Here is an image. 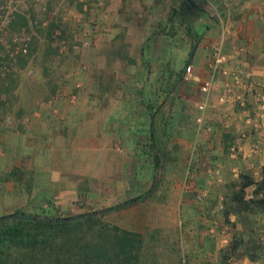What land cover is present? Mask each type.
Here are the masks:
<instances>
[{"label": "crops", "instance_id": "crops-1", "mask_svg": "<svg viewBox=\"0 0 264 264\" xmlns=\"http://www.w3.org/2000/svg\"><path fill=\"white\" fill-rule=\"evenodd\" d=\"M103 3L104 7L96 5L97 17L93 18L95 22L88 29L89 37L80 35L69 40L71 43L74 39L82 42L87 40L89 45H95L93 53L89 52L86 55L88 63L94 70L97 68L96 59L108 60L109 64L117 61L129 69L136 66L129 65L127 60L141 59L142 53L126 52L130 48L134 50L133 52L138 49L141 51L147 40L156 45L159 39L163 40L165 36L163 30H160L163 33L159 31L160 23L164 25L163 27L167 24L169 27L175 25L171 20L172 9L175 6L170 3L169 5L154 3L148 6L142 4L140 6L143 7L135 9L134 6L128 8L122 0H103ZM194 4L196 7H192L190 12L191 35L186 34L183 50L189 51L187 55L189 58L191 49L197 46L191 61L195 74L201 78L208 76V61L211 55L208 44H222L225 53H232L239 47H245L246 57L255 74L263 78L264 0H221L217 6L225 22L223 27L213 20L210 14L201 12L203 0H194ZM135 12L139 15L137 16ZM76 14L79 17L76 22H80L81 9ZM69 24L70 34L75 31L72 29L82 27L75 23ZM195 38L199 39L198 44L195 43ZM99 48L102 52L98 53ZM154 49L155 47L152 51ZM120 50L125 53H115H119ZM82 56L84 57V53ZM103 67L107 72L108 67L106 65ZM139 68L145 72L148 66ZM55 69L53 73L68 70L66 66ZM112 73H116V70ZM219 84L220 93L224 91L225 85L222 80ZM130 85L133 83L123 80L120 90H132L134 86ZM141 87L143 88L142 85ZM183 92L185 98L183 102L186 104L188 114L190 107L193 109V104L199 97L198 86L186 84ZM217 95L213 94L214 107L206 115L208 123L214 129L209 137L211 139L205 141L204 146L200 143L196 152L192 154L198 167L201 169L204 166L211 167L221 179L219 182L209 183L216 186L214 192L217 196L216 203L225 200L226 211L218 225L227 230L232 250L242 255L237 264L258 262L264 264V244L258 245V240L264 237V209L253 203L264 199V141L257 130L246 126L248 119H252L254 123H264V117L255 116L251 101L246 107L220 105L216 103ZM58 101L60 100H54L55 104ZM131 105L130 102L124 105L118 103L117 110H114V113L118 112L117 114L104 118L93 115L83 126H78V122L74 124V117L69 114L64 122L66 130H61L57 126V121L53 119L54 115L50 116L51 111L42 118L40 116L33 129L26 127L27 117L23 120V128L20 130L14 128V131H8L0 128V203L5 204L6 198H9L8 201L13 204L12 208L19 211H24L28 207L34 208L29 206L30 203L44 206L45 209L53 203L67 208L79 199L91 201L95 210L126 203L127 196L131 194L130 178L136 170L139 144L137 138L129 136L127 128L134 118L130 112ZM177 106V123L183 120V133L190 132L187 137L197 138L193 121L188 119L187 114L181 113L182 105ZM54 111L59 112L57 109ZM4 124L5 122L2 127ZM235 145L240 146L237 156L231 151ZM13 171L16 172L14 175L11 174ZM235 171L239 172V177L234 176ZM201 209L200 214L204 216L200 222L206 224L209 221L205 214L210 213L204 208ZM113 214L148 213L144 206L139 204ZM215 229L217 230L216 225ZM133 232L139 233L136 230ZM212 263L223 264L218 259Z\"/></svg>", "mask_w": 264, "mask_h": 264}, {"label": "rangeland", "instance_id": "rangeland-1", "mask_svg": "<svg viewBox=\"0 0 264 264\" xmlns=\"http://www.w3.org/2000/svg\"><path fill=\"white\" fill-rule=\"evenodd\" d=\"M122 1L128 8L134 6V9L143 7L140 6L142 4L148 6L154 3L164 5L170 3L175 6L172 14L173 10L180 5L179 0ZM191 1L193 7H196L194 0ZM203 1L204 4L200 10L202 13L209 14V2ZM220 2L221 0L215 1L216 5ZM80 9L81 21L76 22L79 18L76 12ZM135 14L139 15L138 12ZM96 17V0H42L41 2L0 0V26L3 19L12 21L8 27H1L2 31H0V58L11 65V72L0 79V128L8 131H14V128L20 130L23 128V120L27 117L33 120V126L28 129H33L40 116L42 118L51 111L50 116L54 115L53 119L57 121V126L61 130H66L64 122L69 114L74 117V124L78 122V126H83L93 115L104 118L117 114L118 112L114 113V110H117L118 103L124 105L130 102L132 104L130 112L134 118L127 128H129V136L137 138L139 144L136 153V170L130 178L131 194L127 196L126 203H130L128 207L142 204L148 214L112 213L103 216V220L128 231H139L146 238L152 237L156 245H159L158 251H163L168 244L175 245V250H181L183 264H213L215 259H218L220 263L229 264L230 252L220 249V243L210 233L211 227L215 225L218 231L222 230L223 226L218 224L222 222L223 213L226 211L225 202L224 209H219L221 200L218 203L215 201L216 186L209 183V181L214 182V179L205 174L203 168L193 163L195 164L192 169L195 186L198 190L208 191V199L203 203L197 202L195 196L186 193L183 187L190 158L193 157L195 160L192 153L196 152L200 143L204 146V142L211 139L198 135H196L197 138H189L186 135H190V132L182 131L183 120L177 123V105H182L181 113L187 114L186 104L183 102L185 100L183 90L187 83L182 80L179 82V76L188 59L189 51L183 50L188 28L181 23H175L171 29L169 24L163 27L164 25L160 23L159 31H164V41L159 39L156 45L152 44L151 40H147L141 51L138 49L133 52L134 50L130 48L126 52L127 54L142 53L141 59L127 60L129 65L136 66L129 69L117 61L118 64L115 61L109 64L108 60L96 59L97 68L94 70L88 63L86 55L89 52L93 53L92 49L95 45L90 44L84 47L87 40L82 42L74 39L72 43L69 40L80 35L88 38V29L92 27L95 22L93 18ZM69 23L82 25V27H78L79 31L72 29L75 31L70 34ZM56 30L61 32L60 38L54 37ZM160 33L163 32L160 31ZM23 35L31 38L26 56L18 53L19 42L14 44L12 40L15 36ZM98 46L100 47V44ZM153 47H155L154 51H152ZM12 52H15L14 59L9 57ZM99 52H102L100 48ZM117 52L115 53H125L122 50ZM49 60H52L51 63L48 62ZM104 65L108 67L107 72ZM144 65L148 66L145 72L139 68ZM58 66H66L68 70L53 73V70L56 71L55 68H59ZM45 70L51 72L46 73ZM113 70H116V73H112ZM123 80L133 83L130 85L134 86L132 90H120ZM155 87L159 88L155 90ZM54 100L60 101L55 104ZM48 104L50 106H46ZM55 109L59 112H55ZM150 112L153 113V124L155 123L157 135L165 136L163 132L171 135L166 142L167 155L162 161L159 172L155 171L153 153L147 154L144 150L150 140L152 120ZM187 115L196 128L192 107ZM6 121L9 122L8 125L4 124L2 127ZM15 173L13 171L11 174ZM216 176L217 173H215ZM155 182H158L156 192L144 201L138 202ZM8 199L6 198L5 204L0 203V218L24 213L56 219L103 210H95L91 201L79 199L67 208L53 203L45 209L44 206L30 203L29 206L34 208L28 207L24 211H19L12 208L13 204ZM134 199L136 200L133 201ZM201 208L210 213L205 214L209 221L206 224L200 222L204 216L200 214ZM159 262L160 264H177L180 262V257L172 253L169 259H160Z\"/></svg>", "mask_w": 264, "mask_h": 264}, {"label": "trees", "instance_id": "trees-1", "mask_svg": "<svg viewBox=\"0 0 264 264\" xmlns=\"http://www.w3.org/2000/svg\"><path fill=\"white\" fill-rule=\"evenodd\" d=\"M179 1L171 20L185 25L191 35L192 7ZM195 39L198 44L199 39ZM150 116V140L144 150L153 153L155 171L159 172L171 135L163 132L165 136H158L152 112ZM253 203L264 209V199ZM158 247L152 237L111 225L103 216L67 224L0 223V264H160V259L167 260L172 253L180 257L177 264H183L181 250H175V245L168 244L163 251Z\"/></svg>", "mask_w": 264, "mask_h": 264}, {"label": "built area", "instance_id": "built-area-1", "mask_svg": "<svg viewBox=\"0 0 264 264\" xmlns=\"http://www.w3.org/2000/svg\"><path fill=\"white\" fill-rule=\"evenodd\" d=\"M36 2H41L42 0H34ZM209 2L210 8L208 13L210 17L218 22L220 26H224L225 22L219 11L218 6L215 1L217 0H207ZM96 5L104 7L103 0H96ZM1 27H8L12 21L10 19H3L1 22ZM55 38L61 37L60 31L54 32ZM14 44L19 42L20 48L19 52L22 56L28 55L29 44L31 38L28 35H23L21 37L15 36L13 39ZM85 46H89V43H85ZM208 48L211 51V55L208 61V76L206 78H201L197 76L194 72V66L191 64L185 69L182 77L184 83L196 84L198 86L199 97L193 104L194 109V121L196 125V132L198 136L210 137L213 134V127L207 121V113L213 108L212 96L214 93L216 95L219 93L220 89L219 81H224V91L217 95L216 103L220 105H240L241 107L248 106L249 101L252 102V111L258 118L264 117V77L259 78L254 70L249 60L247 59V50L245 47H239L232 53H225L223 45L208 44ZM11 59L15 58V52L9 54ZM11 72V65L9 62L0 58V79L5 77ZM8 121L5 122V126L8 125ZM25 124L28 128L33 126L32 118H26ZM246 126L257 130L260 137L264 141V123H254L252 119L246 121ZM243 135H245L243 133ZM245 137V136H243ZM231 151L235 156L240 152V146H233ZM194 158H190L188 163L187 178L184 182V190L186 193L193 194L197 202H205L208 199L209 192L206 190H198L195 186L194 178ZM205 174H207L214 182H219L217 176L215 177V172L211 167H202ZM235 177H239V172H234ZM225 200H221L219 203V209H224ZM211 236L217 239L220 243V249H225L230 252V257L228 259L230 264H237L238 259L242 258L240 252L232 250L230 247V240L228 239V233L226 229L220 231L216 230L215 227L210 229ZM264 244V237L258 240V245L262 246ZM251 264V263H250ZM254 264H260L254 263Z\"/></svg>", "mask_w": 264, "mask_h": 264}, {"label": "water", "instance_id": "water-1", "mask_svg": "<svg viewBox=\"0 0 264 264\" xmlns=\"http://www.w3.org/2000/svg\"><path fill=\"white\" fill-rule=\"evenodd\" d=\"M185 1L191 7H193V3L191 0H185ZM196 48H197V46L195 45L191 49L189 58L187 59L185 66L180 73L179 82L182 80L185 69L191 63V61L194 57ZM157 188H158V182H155L154 185L152 186V188L147 193H145L143 196H141V198H139L138 202H142L143 200L149 198L151 195H153L156 192ZM129 205H130V203H124V204L117 205V206H114L111 208H107V209H104V210H101L98 212L85 213V214H80V215L71 216V217H65V218H61V219H47V218H41V217H36V216H32V215H27V214L16 213V214H11V215L0 218V223L8 222V221H30V222L41 223V224H67V223H73V222H77V221L88 219V218L105 216V215L114 213L116 211L122 210V209L128 207Z\"/></svg>", "mask_w": 264, "mask_h": 264}]
</instances>
